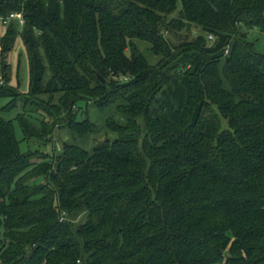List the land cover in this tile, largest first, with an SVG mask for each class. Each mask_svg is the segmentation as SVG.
<instances>
[{"label": "trees", "instance_id": "16d2710c", "mask_svg": "<svg viewBox=\"0 0 264 264\" xmlns=\"http://www.w3.org/2000/svg\"><path fill=\"white\" fill-rule=\"evenodd\" d=\"M1 26L3 108L23 94L53 119L20 113L26 140L55 141L62 112L71 138L24 153L0 111V264H264V52L247 37L264 0H0ZM188 26L176 49L165 32ZM18 35L28 94L5 73ZM88 102L116 135L91 150Z\"/></svg>", "mask_w": 264, "mask_h": 264}, {"label": "rangeland", "instance_id": "374dc122", "mask_svg": "<svg viewBox=\"0 0 264 264\" xmlns=\"http://www.w3.org/2000/svg\"><path fill=\"white\" fill-rule=\"evenodd\" d=\"M177 13H174L169 16L171 19L173 16H176ZM6 31L5 26L0 27L1 34H4ZM198 32H201V29L195 26H188L184 27L183 29L179 28H172L165 32V36L169 41H171L172 45L177 49L180 48L184 44H188L192 41L194 35ZM240 33H246V30H240ZM248 39L255 42V48L259 52H264V32L260 31L258 28H252L248 30L247 33ZM139 45H141L142 50L145 51V54L148 56L151 62L156 63L159 60V56L157 57L154 54H151L150 51L147 50V45L143 42L137 41ZM3 46L0 43V51L2 50ZM228 50H226L227 52ZM7 62L10 64V67L5 70L7 76H11L10 78V85L18 88L24 94H28L30 91V62L29 56L20 35L17 36L15 45L13 49L8 54ZM111 81H120L124 82L127 79V76L117 72L113 73L109 76ZM129 78V76H128ZM59 96L53 100V104H59ZM18 99H22L23 101H17V105L11 109L10 106L7 108L5 107L7 104L10 103L11 98H2L0 99V111L4 118L6 119H13L15 131L18 140L20 141V148L21 151L26 152H40L46 153L52 156L54 152L56 154L59 153V149L62 147V143L65 140L71 138L70 129L68 127V116L66 113H61L59 116V120L56 122L55 127L53 129V139L55 141H39V140H26L23 135V131L20 126V122L18 120V116L20 113H24L26 117H29L35 124L40 125L41 120H45L44 122L52 121V117L49 116L48 112L43 109L42 106H37L31 103L30 100H25L24 95H20L17 97ZM40 101L43 102V105L49 106L48 100L49 95H42L38 97ZM85 106V104L83 103ZM87 110L83 114L79 115V120L88 119L90 122L96 125L97 132L91 134L85 142V147L91 150L95 145L105 141L106 139H114L116 137L115 134L108 131L104 126L103 117H101V113H99V107L94 102H88L86 105ZM76 111V108L73 109ZM59 114V112H57ZM82 115V116H81ZM81 215H78L75 220H80L83 218Z\"/></svg>", "mask_w": 264, "mask_h": 264}, {"label": "built area", "instance_id": "2783aa9c", "mask_svg": "<svg viewBox=\"0 0 264 264\" xmlns=\"http://www.w3.org/2000/svg\"><path fill=\"white\" fill-rule=\"evenodd\" d=\"M12 19H17L20 23V25H23L25 23L24 16L22 12H13L11 13L6 19H4L5 22L12 20ZM212 38V36H210Z\"/></svg>", "mask_w": 264, "mask_h": 264}, {"label": "water", "instance_id": "95a60500", "mask_svg": "<svg viewBox=\"0 0 264 264\" xmlns=\"http://www.w3.org/2000/svg\"><path fill=\"white\" fill-rule=\"evenodd\" d=\"M104 81V80H103Z\"/></svg>", "mask_w": 264, "mask_h": 264}]
</instances>
